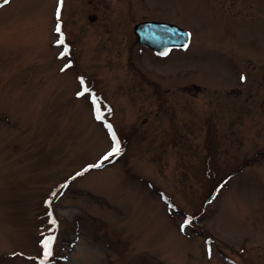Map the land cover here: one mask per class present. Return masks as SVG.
Here are the masks:
<instances>
[{
	"label": "rangeland",
	"instance_id": "obj_1",
	"mask_svg": "<svg viewBox=\"0 0 264 264\" xmlns=\"http://www.w3.org/2000/svg\"><path fill=\"white\" fill-rule=\"evenodd\" d=\"M235 263L264 264V0H0V264Z\"/></svg>",
	"mask_w": 264,
	"mask_h": 264
},
{
	"label": "water",
	"instance_id": "obj_2",
	"mask_svg": "<svg viewBox=\"0 0 264 264\" xmlns=\"http://www.w3.org/2000/svg\"><path fill=\"white\" fill-rule=\"evenodd\" d=\"M137 41L159 54L172 48H186L190 43V33L181 27L164 21L147 20L134 27Z\"/></svg>",
	"mask_w": 264,
	"mask_h": 264
},
{
	"label": "snow or ice",
	"instance_id": "obj_3",
	"mask_svg": "<svg viewBox=\"0 0 264 264\" xmlns=\"http://www.w3.org/2000/svg\"><path fill=\"white\" fill-rule=\"evenodd\" d=\"M5 2H7V0H5ZM61 3H62V0H61ZM57 19H59V9H57ZM56 32L57 34L60 33V26L59 24L56 25ZM60 44H63V37L61 36L60 38V41H59ZM67 53V49H65V54ZM166 54V53H164ZM83 83V81H82ZM80 95H83V93H80ZM99 118V117H98ZM110 127V126H109ZM113 139H115V137H113ZM119 151H120V148H119V145L116 144L112 150V152H110L108 155H106L104 157V159H108L109 156H114V155H117L119 154ZM95 167H100L99 164L95 165ZM53 195H55V193H53ZM54 237H48L44 242H43V249H44V255L45 257H48L50 255V252H51V245L54 241Z\"/></svg>",
	"mask_w": 264,
	"mask_h": 264
}]
</instances>
